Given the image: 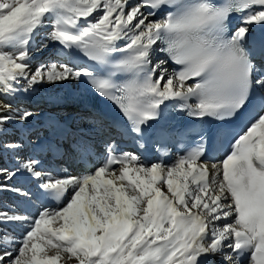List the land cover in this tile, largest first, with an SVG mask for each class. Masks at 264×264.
Segmentation results:
<instances>
[{
	"label": "snow or ice",
	"instance_id": "6c2138e0",
	"mask_svg": "<svg viewBox=\"0 0 264 264\" xmlns=\"http://www.w3.org/2000/svg\"><path fill=\"white\" fill-rule=\"evenodd\" d=\"M72 83L119 113L85 114L80 175L28 126L42 90ZM166 102L199 126L170 122ZM5 153L0 175L30 184L0 191L39 207H0V264H264V0H0Z\"/></svg>",
	"mask_w": 264,
	"mask_h": 264
},
{
	"label": "bare ground",
	"instance_id": "6f19581e",
	"mask_svg": "<svg viewBox=\"0 0 264 264\" xmlns=\"http://www.w3.org/2000/svg\"><path fill=\"white\" fill-rule=\"evenodd\" d=\"M58 55L59 52L57 46L50 44L42 53L34 54L32 63L40 62V61L42 62L45 61L47 58L50 57L55 58ZM81 60L84 61L83 59ZM60 88L62 87L48 88V89L58 90ZM76 107L80 110V112H82L83 115L81 116L84 118H86L85 114L88 112L99 113V112H95L91 107H84V106H76ZM35 108L37 110L38 119L34 121H29L28 126L39 129L43 140L52 141L61 147V151H66L68 155L65 156L62 167L66 168L73 175H80L81 174L80 167L78 165V162L72 159L70 146L72 145V142L75 139L76 135L79 134L93 135L94 129L92 128V124H93L92 119L87 118L90 124L89 127L81 126L79 127V129H77V127L75 126V122H76L75 120L76 119L78 120V118L76 115H74V113L71 112L72 110L71 111L66 110L65 112H62L64 114L60 116L58 114V111L61 110L62 108L61 105L46 100L36 101ZM24 132L25 130L21 128L18 131H15V134L17 136H22L24 135ZM29 151L30 150H27L21 153L22 156L29 154ZM51 158H52L51 156L48 157L50 161H52ZM171 159H175V155H172L170 157V160ZM212 162L218 163L217 161H212ZM14 166H15V160L11 157L10 154L5 153L3 155H0V168L7 167L9 169H13ZM0 183L6 184L9 187H11V186H26L30 184V181L26 178V176L21 174L16 175L10 180L0 175ZM5 206H9V207L20 206L24 208L26 212L34 213L35 208L39 207V204L26 203L13 192L5 190V191H0V207H5ZM51 206L56 207L57 205L53 203ZM17 231H19V229H17Z\"/></svg>",
	"mask_w": 264,
	"mask_h": 264
},
{
	"label": "rangeland",
	"instance_id": "374dc122",
	"mask_svg": "<svg viewBox=\"0 0 264 264\" xmlns=\"http://www.w3.org/2000/svg\"><path fill=\"white\" fill-rule=\"evenodd\" d=\"M52 57H50V58H47L46 60H48V59H51ZM54 58V57H53ZM45 60V61H46ZM43 62V61H42ZM39 63H41V61L40 62H33L32 63V67H36ZM58 114L60 115V116H62L64 113H62L61 114V112H58ZM76 115V114H75ZM77 116V118H78V120L76 119L74 122H75V126L77 127V129H79V127H89L88 126V122H87V119L86 118H83V117H81L80 118V116L79 115H76ZM80 122V123H79ZM21 156H22V154H21Z\"/></svg>",
	"mask_w": 264,
	"mask_h": 264
}]
</instances>
